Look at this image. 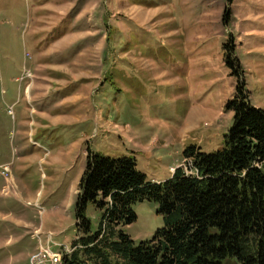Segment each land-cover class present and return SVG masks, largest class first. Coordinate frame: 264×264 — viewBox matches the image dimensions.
Listing matches in <instances>:
<instances>
[{
    "label": "rangeland",
    "instance_id": "1",
    "mask_svg": "<svg viewBox=\"0 0 264 264\" xmlns=\"http://www.w3.org/2000/svg\"><path fill=\"white\" fill-rule=\"evenodd\" d=\"M238 81L264 110V0H0V264L70 251L89 152L160 183L187 147L221 148ZM133 211L135 243L164 226L152 202Z\"/></svg>",
    "mask_w": 264,
    "mask_h": 264
},
{
    "label": "trees",
    "instance_id": "2",
    "mask_svg": "<svg viewBox=\"0 0 264 264\" xmlns=\"http://www.w3.org/2000/svg\"><path fill=\"white\" fill-rule=\"evenodd\" d=\"M229 46L224 62L240 80ZM238 82L225 106L232 125L222 147H187L189 169L177 167L168 180L148 182L132 158L87 154L75 202L77 237L59 264H264V110L250 104ZM143 201L156 205L164 226L135 243L122 227L136 220L133 206ZM89 204L102 211L96 230Z\"/></svg>",
    "mask_w": 264,
    "mask_h": 264
}]
</instances>
